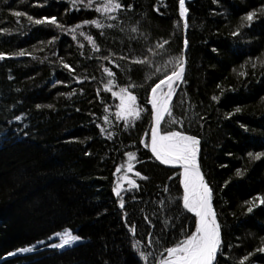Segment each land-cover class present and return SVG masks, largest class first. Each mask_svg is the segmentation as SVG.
<instances>
[{
    "label": "trees",
    "instance_id": "16d2710c",
    "mask_svg": "<svg viewBox=\"0 0 264 264\" xmlns=\"http://www.w3.org/2000/svg\"><path fill=\"white\" fill-rule=\"evenodd\" d=\"M89 3L77 10L69 0H0V264H157L195 231L183 169L150 149L151 88L185 54L186 39L187 68L171 103L182 123L166 116L161 132L200 140L221 226L215 264H264V157L248 156L264 153V0H189L187 30L179 0H122L109 13ZM250 12L257 15L248 26ZM52 17L63 28L34 22ZM94 20L104 27L84 24ZM122 88L143 110L134 124L117 117ZM128 176L138 188L122 181ZM65 231L81 241L53 247Z\"/></svg>",
    "mask_w": 264,
    "mask_h": 264
},
{
    "label": "snow or ice",
    "instance_id": "6c2138e0",
    "mask_svg": "<svg viewBox=\"0 0 264 264\" xmlns=\"http://www.w3.org/2000/svg\"><path fill=\"white\" fill-rule=\"evenodd\" d=\"M97 2L100 4V7H96L95 9L97 12L109 13L121 10L124 7L122 0H97ZM69 3L76 5L77 10H79V7L83 5L84 0H69ZM89 6H91V0ZM179 7L181 17H185L183 27L187 28V8L185 7V0H179ZM261 11H264V9ZM15 15L20 16L24 14L17 12ZM256 15V12H250L244 17V20L248 22V26L251 25V22ZM110 18L115 19V17ZM28 19L32 20V17H28ZM46 21L56 25L57 27L63 28V25H60L55 17H52L51 20H47V18H45L44 20H36L34 22L40 24L45 23ZM88 23L94 24L98 29L104 27V25L97 20L84 21V24ZM82 26L83 25H76L69 31L75 32L77 28ZM112 26L113 25H108V27ZM133 31H136V29L134 28ZM238 34L239 32L233 33V35ZM81 35H83V33H81ZM91 39L92 38L89 37V40ZM92 43L93 47L99 51L95 42L93 41ZM167 43L168 41H162L158 43L156 47L163 48V46ZM186 46L187 40H185V47ZM149 51L151 52L152 49H149ZM18 55L23 56L25 53L20 52ZM4 58L5 55L0 53V60ZM121 58L124 59V57ZM104 59H108V57H104ZM134 62L142 64L148 63L147 60ZM185 64L186 58L183 54L175 57L174 60L168 61V65L170 66L169 70L163 73L158 82L151 88L148 103L151 104L153 109L154 127L150 134V146L156 159L161 163L182 167L183 172L181 175L183 176L182 184L184 189L182 197L183 207L188 212L195 213L196 217H198V222L196 224L195 232L189 233L176 245L164 249V253L161 254L162 258L158 264H215L218 254H220L222 250L221 226L217 220V214L212 207V189L205 181L198 163L200 140L195 136L187 135L179 131L161 132V123L165 121L166 116L168 117L167 123H182V121H178L174 117L171 102L176 94V88L174 85H176L177 82H183ZM65 67L69 68L70 66L65 64ZM157 71H159V69H157ZM104 72H106L109 77L114 75L108 68H104ZM240 74L244 75L243 72ZM111 84L112 81L108 80L107 85L105 86L106 91H111ZM115 95L120 99L117 117L124 119L129 124H134V121L140 118L141 111H143L137 105V97L127 88H122L121 91L119 93H115ZM213 99L216 100L218 97H213ZM237 111H239V109H237ZM105 121H107V117H105ZM128 156L130 158H134L133 153H129ZM248 156L252 159L258 160L261 157H264V153H248ZM121 167L125 166L121 165ZM127 170H132L130 162L127 165ZM119 171L120 168L117 169V172ZM236 174L242 175L243 173L241 170H237ZM136 175L139 176L140 173L137 172ZM141 178L147 179V177ZM128 183L132 188L139 187V185L131 179L128 180ZM165 191H167V189H165ZM120 192L121 189L118 184L115 189V194L119 197ZM258 199L261 204H264V197H260ZM248 203L252 204L253 202L249 201ZM120 207H124L123 197L120 199ZM252 210V207L248 208L249 212ZM132 232L133 234L135 233L134 226L132 228ZM56 236H59L62 242L52 246L58 248H63L64 246L75 243L81 239L79 236L73 235L71 231L57 233ZM262 244H264V241H262ZM32 250L33 248H24L20 251L27 252ZM257 251L264 252V247L258 248ZM141 255L145 260H147L148 254L141 253ZM244 259H247V257Z\"/></svg>",
    "mask_w": 264,
    "mask_h": 264
},
{
    "label": "water",
    "instance_id": "95a60500",
    "mask_svg": "<svg viewBox=\"0 0 264 264\" xmlns=\"http://www.w3.org/2000/svg\"><path fill=\"white\" fill-rule=\"evenodd\" d=\"M189 0H185V7L187 8V2H188ZM188 15H189V11H188V8H187V14H186V17H187V23H188ZM186 30H187V28H186ZM187 40V39H186ZM188 49H189V42H188V40H187V46L185 47V54H184V57L186 58V64H185V71H184V74H185V72H186V68H187V53H188ZM184 74H183V77H184ZM180 84H181V82H177V84L176 85H174V87L176 88V92H177V90H178V88H179V86H180ZM176 95V94H175ZM175 97V96H174ZM173 97V98H174ZM172 103V102H171ZM161 126H162V123H161ZM153 127H154V122H153V126H152V129H153ZM150 145H151V142H150ZM150 149H151V146H150ZM153 153V152H152ZM154 154V153H153ZM155 156V155H154ZM198 163H199V167H200V171H201V173L203 174V176H204V179H205V181L208 183V179H207V176H206V174H205V172H204V169H203V167H202V165H201V163H200V159H199V153H198ZM165 165H167V166H172V167H180V166H173V165H168V164H165ZM180 168H182V167H180ZM208 185H209V183H208ZM209 187H210V185H209ZM212 203H213V198H212ZM214 208V207H213ZM215 210V209H214ZM197 219H196V224H197V222H198V217H196ZM217 220H218V218H217ZM218 222H219V220H218ZM195 229H196V225H195ZM158 264V263H157Z\"/></svg>",
    "mask_w": 264,
    "mask_h": 264
},
{
    "label": "rangeland",
    "instance_id": "374dc122",
    "mask_svg": "<svg viewBox=\"0 0 264 264\" xmlns=\"http://www.w3.org/2000/svg\"><path fill=\"white\" fill-rule=\"evenodd\" d=\"M129 179H131V178L128 176L127 178H122V181L125 182V181H127V180H129ZM131 180H132V179H131ZM72 234H73V233H72ZM73 235H75V234H73ZM79 241H81V239H80ZM79 241H77V242H75V243H72V244H70V245H66V246H64V247L73 246V245H75L76 243H78ZM61 242H62L61 239H60V240H56V239H54L53 242H51V245L60 244ZM39 244H42L40 240L37 241V242H34V243H32V244H28L27 246H24V247H20V248H18V249H15V250L12 252V254L26 253V252L20 251L21 249H24V248H33V250H35L36 247H37ZM33 246H35V247H33ZM33 250H32V251H33ZM27 252H30V251H27Z\"/></svg>",
    "mask_w": 264,
    "mask_h": 264
},
{
    "label": "bare ground",
    "instance_id": "6f19581e",
    "mask_svg": "<svg viewBox=\"0 0 264 264\" xmlns=\"http://www.w3.org/2000/svg\"><path fill=\"white\" fill-rule=\"evenodd\" d=\"M212 207H213V203H212ZM214 209V208H213ZM193 214H195V213H193Z\"/></svg>",
    "mask_w": 264,
    "mask_h": 264
},
{
    "label": "flooded vegetation",
    "instance_id": "af4514ba",
    "mask_svg": "<svg viewBox=\"0 0 264 264\" xmlns=\"http://www.w3.org/2000/svg\"><path fill=\"white\" fill-rule=\"evenodd\" d=\"M195 232V231H194Z\"/></svg>",
    "mask_w": 264,
    "mask_h": 264
}]
</instances>
